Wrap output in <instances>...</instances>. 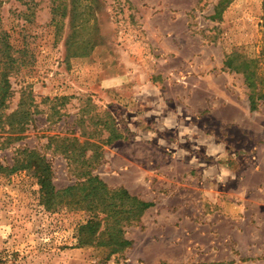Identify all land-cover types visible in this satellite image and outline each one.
Masks as SVG:
<instances>
[{
	"label": "rangeland",
	"instance_id": "obj_1",
	"mask_svg": "<svg viewBox=\"0 0 264 264\" xmlns=\"http://www.w3.org/2000/svg\"><path fill=\"white\" fill-rule=\"evenodd\" d=\"M1 37L17 58L7 69L6 116L16 112L24 125L0 124V164H20L33 150L57 189L99 175L153 208L146 220L145 212L124 213L125 247L103 212L97 238L82 243L80 227L96 212L90 196L49 206L33 170H0V264H228L239 252L224 243L229 234L262 244L264 148L256 142L264 119L256 111L264 113V0H0ZM155 96L187 127L230 139L245 168L242 205L256 217L243 234L207 220L203 209L238 200L207 198L193 178L201 170L173 157L160 134L180 142L186 135L156 127ZM231 189L240 191L238 181Z\"/></svg>",
	"mask_w": 264,
	"mask_h": 264
},
{
	"label": "crops",
	"instance_id": "obj_2",
	"mask_svg": "<svg viewBox=\"0 0 264 264\" xmlns=\"http://www.w3.org/2000/svg\"><path fill=\"white\" fill-rule=\"evenodd\" d=\"M222 65H224V63H222ZM149 114L151 115V120L159 121L156 127L160 129V132H169L172 129H176L179 135H186V137H182V140L185 142H180L179 140L175 141L171 138L166 139L163 135L165 132L160 134V132H154L150 129L145 131V135L147 136L152 135L153 133L160 134V139L165 141L164 143L165 146H167V149L174 153L173 157L177 158L182 163L188 164L195 172L201 170V173L193 176V178L201 183L202 193H204L207 198L210 197L212 199L221 200L232 198L238 200L237 205L240 203L238 206L236 203L235 205L232 203L230 206H224L223 208L215 209L214 212L208 213L203 209V213L210 216L207 220H210L214 226L216 223L220 224V222L227 225L230 224L233 226L232 230H237L239 234H243L247 230L245 225H247L248 222L252 223L256 217H249L248 208L242 205L246 198L244 194L248 191L244 184L245 178H243V175L241 174L245 168L240 161V157L236 156L230 139H227L228 136L226 137L223 135L224 139H222L218 133L199 129L198 127H187L189 125L178 116V112L172 109L167 104V101L160 100L157 96H155V103L151 107ZM256 116L264 119V113L260 111H256ZM237 125H239V127L245 132L247 131V126L242 122H239ZM261 128L262 134H257L258 140L256 143L259 142V144L262 145V148H264V124L261 125ZM249 135L250 134H248V136ZM162 146L163 145H161V147ZM262 164L263 162L260 163V166ZM235 181H238L240 184V191H233L231 189V183ZM152 208L153 206L151 205L145 211L143 215L144 220L151 216ZM257 212L256 214L258 215ZM173 224L177 229L179 228L177 222ZM196 224L203 223L201 222V219H197ZM260 224L261 223L258 220V222L255 223V226L258 227ZM240 239L241 240H234L232 234H229L224 240V243L228 244L230 248L233 246L239 248V252L234 254L233 257L229 258V260L226 258L229 262L228 264L264 262V240L261 244L258 240H252L251 243H249L243 241L242 238ZM216 246L214 244L213 247ZM218 261L221 262L222 259ZM215 263L217 262L214 261V263L211 264Z\"/></svg>",
	"mask_w": 264,
	"mask_h": 264
},
{
	"label": "trees",
	"instance_id": "obj_3",
	"mask_svg": "<svg viewBox=\"0 0 264 264\" xmlns=\"http://www.w3.org/2000/svg\"><path fill=\"white\" fill-rule=\"evenodd\" d=\"M12 46L8 40V37L0 38V54L3 59V64L5 65L4 70L1 72L0 78V124H4L6 119L10 120V125L12 130L16 131L19 125L22 124L21 121H18L16 118V112L11 115L6 116L5 109L8 106L7 100L11 96V82L8 76L9 65L13 66L17 58L11 51ZM225 64L231 67V62L228 59ZM252 108L255 109L256 105L254 101L251 100ZM6 118H5V117ZM18 121V122H17ZM16 139L21 138L20 135L15 136ZM26 154V159L21 160L20 164L15 166H5L4 164H0V170H19L21 168H27L33 170L35 174L39 176L42 184V191L44 192L45 199H47L49 206L57 207L60 203H62L63 199L66 196H76V195H84L86 193V197H91V203L96 204L93 209H95V213L91 216L92 219L88 224L80 227V241L82 243H89L90 241H94L96 238V232L98 225L96 224L97 219L100 217V212L106 213L105 220L109 225L112 224L114 220H116V224L118 225V229H116V225L113 223L107 227L109 229L110 234H113V241L118 244L119 247H125L131 243L129 239H127L123 234V228L119 225L123 220L124 213H128V219L132 217L134 214L141 216L145 210L152 205V202L144 201L138 198L135 195H132L125 187L121 188H112L109 184L103 180L99 175H88L87 180L81 182L78 185H69L63 189H57L52 182L53 171L49 164L44 162V157L37 156V152L33 150H24ZM41 162H40V161ZM37 161V163L35 162ZM126 200H133V204L125 206ZM101 203V207H100ZM89 233V234H88Z\"/></svg>",
	"mask_w": 264,
	"mask_h": 264
}]
</instances>
